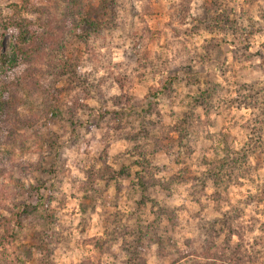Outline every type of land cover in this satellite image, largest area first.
<instances>
[{
    "label": "rangeland",
    "instance_id": "1",
    "mask_svg": "<svg viewBox=\"0 0 264 264\" xmlns=\"http://www.w3.org/2000/svg\"><path fill=\"white\" fill-rule=\"evenodd\" d=\"M0 264H264V0H0Z\"/></svg>",
    "mask_w": 264,
    "mask_h": 264
}]
</instances>
